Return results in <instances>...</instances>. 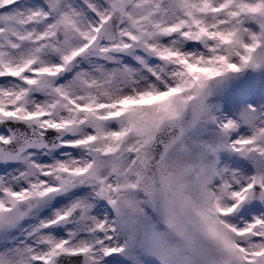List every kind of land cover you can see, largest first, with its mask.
<instances>
[{
	"label": "snow or ice",
	"instance_id": "snow-or-ice-1",
	"mask_svg": "<svg viewBox=\"0 0 264 264\" xmlns=\"http://www.w3.org/2000/svg\"><path fill=\"white\" fill-rule=\"evenodd\" d=\"M0 264H264V0H0Z\"/></svg>",
	"mask_w": 264,
	"mask_h": 264
}]
</instances>
